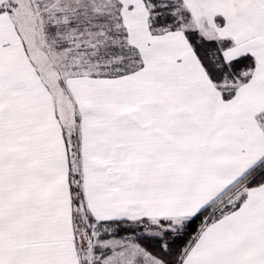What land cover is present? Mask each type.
Returning a JSON list of instances; mask_svg holds the SVG:
<instances>
[{"label":"snow or ice","instance_id":"6c2138e0","mask_svg":"<svg viewBox=\"0 0 264 264\" xmlns=\"http://www.w3.org/2000/svg\"><path fill=\"white\" fill-rule=\"evenodd\" d=\"M0 264H264V0H0Z\"/></svg>","mask_w":264,"mask_h":264}]
</instances>
